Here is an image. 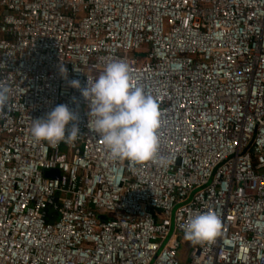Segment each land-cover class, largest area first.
<instances>
[{
    "label": "built area",
    "instance_id": "built-area-1",
    "mask_svg": "<svg viewBox=\"0 0 264 264\" xmlns=\"http://www.w3.org/2000/svg\"><path fill=\"white\" fill-rule=\"evenodd\" d=\"M113 61L159 106L155 161L111 157L68 86ZM0 85V264H183L209 209L188 264H264V0H0ZM58 104L81 133L53 147L30 129Z\"/></svg>",
    "mask_w": 264,
    "mask_h": 264
},
{
    "label": "clouds",
    "instance_id": "clouds-1",
    "mask_svg": "<svg viewBox=\"0 0 264 264\" xmlns=\"http://www.w3.org/2000/svg\"><path fill=\"white\" fill-rule=\"evenodd\" d=\"M61 75L67 80V69L61 65ZM68 86L80 91L90 106L88 124L95 125L109 154L114 159L143 164L157 159L160 110L155 98L142 86H133L129 67L123 61L108 63L94 81L82 86L78 79L67 80ZM11 90L0 85V107L7 106ZM73 103H77L73 98ZM79 115L68 104H58L45 117L34 119L30 134L36 141H46L55 147L70 142L80 134ZM162 164L167 161L161 159ZM220 220L209 209L192 217L184 227V239L192 243L210 241L220 231Z\"/></svg>",
    "mask_w": 264,
    "mask_h": 264
},
{
    "label": "water",
    "instance_id": "water-1",
    "mask_svg": "<svg viewBox=\"0 0 264 264\" xmlns=\"http://www.w3.org/2000/svg\"><path fill=\"white\" fill-rule=\"evenodd\" d=\"M58 174H59V171H57V170L47 172V176H50V177H57ZM50 205H51V211L45 212V217L47 218L48 221L53 220L58 216L59 203H58V197L57 196H55L51 199Z\"/></svg>",
    "mask_w": 264,
    "mask_h": 264
},
{
    "label": "rangeland",
    "instance_id": "rangeland-1",
    "mask_svg": "<svg viewBox=\"0 0 264 264\" xmlns=\"http://www.w3.org/2000/svg\"><path fill=\"white\" fill-rule=\"evenodd\" d=\"M194 246L191 241L185 240L184 244H182V255L180 254V257L182 258L183 264H188L190 260V255L193 250Z\"/></svg>",
    "mask_w": 264,
    "mask_h": 264
}]
</instances>
